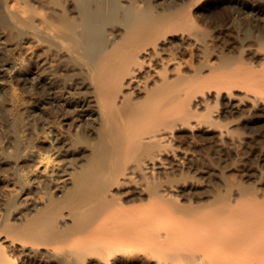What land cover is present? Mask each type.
Masks as SVG:
<instances>
[{
	"label": "bare ground",
	"instance_id": "obj_1",
	"mask_svg": "<svg viewBox=\"0 0 264 264\" xmlns=\"http://www.w3.org/2000/svg\"><path fill=\"white\" fill-rule=\"evenodd\" d=\"M1 32L0 264H264L262 211L158 184L177 128L264 105V0H0Z\"/></svg>",
	"mask_w": 264,
	"mask_h": 264
},
{
	"label": "rangeland",
	"instance_id": "obj_2",
	"mask_svg": "<svg viewBox=\"0 0 264 264\" xmlns=\"http://www.w3.org/2000/svg\"><path fill=\"white\" fill-rule=\"evenodd\" d=\"M0 34V51L2 52L3 47L7 46L6 49L12 47V41L8 38V34H3L2 32ZM31 40L18 49L19 51L21 50L22 55L28 58L32 55L34 57L35 52L40 51V48ZM19 51L15 50V54L18 55L17 53ZM1 57L3 59L4 56H0L2 62H0V76H3L0 78V83H4L5 81L8 83L13 77L7 75L9 65L5 64L3 66L4 60L2 61ZM21 80L13 79V82H17L18 90L24 92H21V95L24 94L23 98L26 96L25 100L27 104L34 107L39 106L40 102L38 99L42 95L40 92L44 83H39V87L37 86L38 89L35 88L37 90H33L36 92L34 93L32 91V93L27 87L28 80ZM32 96H34V99L31 98ZM247 102L248 99L246 101L244 100L240 108L238 110L235 108L233 111H229L226 108L224 100L219 102L217 104L218 106L216 104L213 105L214 108L212 110H214L215 114L213 119L217 123L211 125L212 127L209 123L202 122L198 128H194L188 132H183L185 130L184 128H177L176 131L178 134L180 132V137H177L178 139L176 138L174 141L172 140L173 142L167 145L168 151H170H167L165 156L166 159H171L173 162L176 161L174 160V156L176 157L177 155L178 157L179 155V160L183 164L180 163L179 169L170 168L166 172L158 174L160 176L158 184L166 182V184L173 183L181 185V190H179L183 193L185 192V195L189 193L190 198L196 196V205H204V210L218 211L220 214H223L226 208L224 203L238 199L230 209L248 212L251 218L254 217V212L258 213L262 211L260 214L264 213V205L255 206L256 203H260L259 205H261L264 201V105L259 103L254 105L255 107H252V101L250 102L249 100ZM249 106L252 107L251 109L253 111L247 108ZM224 107L226 113L228 111V115H225ZM246 108L247 110L245 111ZM248 125H251L250 128ZM252 127L255 129H252ZM199 131L210 133L213 136H202L203 139H201L200 136L198 137L196 135ZM221 135L223 136L221 137ZM172 149L173 151H171ZM174 151H177L176 155ZM180 155L182 156V160L180 159ZM136 177H134L135 180H137ZM2 178H0V192L3 194L9 193L13 188V184L10 183L9 179ZM141 179L142 177L139 175V180ZM141 181L139 183L133 182L130 185H141L144 183L143 179ZM154 183H157V180ZM195 193L198 195L194 196ZM32 195L29 194L26 196V194H23L22 197L29 198L30 202L35 197V194ZM184 202L188 203L189 201L185 199ZM2 211L3 209L0 205V213ZM140 263V260L136 259L135 264Z\"/></svg>",
	"mask_w": 264,
	"mask_h": 264
}]
</instances>
